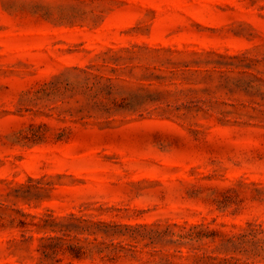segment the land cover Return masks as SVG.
<instances>
[{"label": "rangeland", "instance_id": "obj_1", "mask_svg": "<svg viewBox=\"0 0 264 264\" xmlns=\"http://www.w3.org/2000/svg\"><path fill=\"white\" fill-rule=\"evenodd\" d=\"M0 264H264V0H0Z\"/></svg>", "mask_w": 264, "mask_h": 264}]
</instances>
